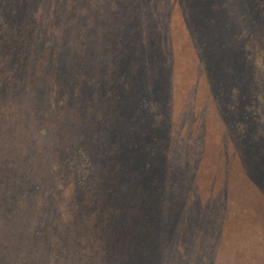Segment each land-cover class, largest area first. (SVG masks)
<instances>
[{"label": "rangeland", "instance_id": "1", "mask_svg": "<svg viewBox=\"0 0 264 264\" xmlns=\"http://www.w3.org/2000/svg\"><path fill=\"white\" fill-rule=\"evenodd\" d=\"M62 2L51 22L40 18L43 1L26 2L18 16L30 22L21 32L39 41L22 53L45 61L0 47V264H264V100L248 109L230 93L252 78L243 49L264 35V0ZM95 2L80 18L79 5ZM143 3H152V20L180 23L147 65L105 37L108 23L131 22ZM5 12L1 3L3 42ZM83 20L93 32L80 30ZM217 136L227 151L203 185L216 183L229 204L209 207L214 223L200 242L156 237L153 204L164 214L168 203L165 162L172 154L186 162L194 148L207 157ZM172 210L188 225L208 216L203 205Z\"/></svg>", "mask_w": 264, "mask_h": 264}, {"label": "trees", "instance_id": "2", "mask_svg": "<svg viewBox=\"0 0 264 264\" xmlns=\"http://www.w3.org/2000/svg\"><path fill=\"white\" fill-rule=\"evenodd\" d=\"M0 0V4L4 5V8L6 9V12L9 16L7 17V25L6 27V37L5 41H0V47L4 48H12L15 53V58L18 60L25 59L28 62H35L37 59H43L44 57L38 55L34 56L31 54H23L22 51L36 46L38 48L39 41L36 39L30 40L31 38H35L36 35L32 36L33 30L28 31V33L23 34L25 29H27L30 26V22L27 20H21V17H18L19 14H27V7H25V3L28 2V5L31 4L32 6L40 7L41 1H43L42 8L45 9V11H41L40 18L46 15V18L48 20L53 21L56 16L58 15V9H62L61 6L63 5V2L58 5L57 1L62 0ZM18 1V2H16ZM146 2V0H144ZM51 2H55L54 4H50ZM49 3V4H48ZM139 3V2H138ZM85 4V3H84ZM84 4L82 3L79 5L82 9L78 13H84L82 10H85V14L79 15L80 18L85 17L84 20H88L86 18H89L92 14L89 13L90 9L93 7H98V3L95 2V5L91 6L89 9L84 8ZM117 2H115L114 7L116 6ZM152 3H148L150 5ZM147 3H143V5L138 8H131L130 11H135L134 13L136 17L133 18L131 22H127L125 25L122 22H118L116 24H110L109 31L110 33L105 35L107 38V45H110V48L116 49L117 51L120 50L123 52V49L127 50L128 53H126L125 56L133 57L134 52L136 53V59L141 62H144V65L146 63L153 64V59L157 57L158 52L163 47H170V44L167 42V39L170 38L168 35H172L174 30L177 28H180L179 21L177 22H168L167 19L165 20H152L153 18H149V16L146 15L148 7ZM47 12V13H46ZM51 12V13H50ZM117 14V10L115 11L114 15ZM107 16H112L111 12L107 14ZM80 30H84L85 33H91V29L93 27L87 26L88 28H84V21ZM11 22H16L18 25L12 26ZM15 24V23H14ZM20 26V27H19ZM134 27V29H132ZM134 30V31H132ZM22 31V32H21ZM101 37H103L101 35ZM3 38V37H2ZM173 43V42H172ZM50 44V43H49ZM48 44V45H49ZM197 48V47H196ZM135 49V50H134ZM31 50V49H29ZM245 51V57L243 59L245 66L249 65L252 72L248 83L239 84L236 86L232 91H230L231 94L233 92L239 93L242 98H246L247 105L246 108H251L254 110H257L259 106V103L261 100H264V78H261V74L264 72V35L260 37H250L245 42L244 49ZM134 51V52H132ZM166 51V50H165ZM197 51H199L197 49ZM226 52L229 54L230 52L226 49ZM132 53V54H131ZM131 55V56H130ZM232 56H229L231 58ZM45 61V59H43ZM203 60L199 62V64H202ZM133 64V63H132ZM147 65V64H146ZM246 71V69H245ZM244 82H247L246 76L243 79ZM51 90L55 91L51 88ZM225 90V89H224ZM62 96H65V92L62 90L57 89ZM55 92L48 96L45 100L50 101L53 95H58L59 93ZM227 93V92H226ZM174 93L173 96L168 98L169 104H174V102H177V97ZM229 94V92H228ZM259 102V103H258ZM264 101H262V104ZM55 106V105H53ZM262 108V107H261ZM46 112L42 114L43 117H50L52 116L49 109L45 108ZM57 110V109H56ZM260 116L264 117V109L263 112L260 114ZM173 121V120H172ZM244 123H247L248 121L244 120ZM241 126V124L239 125ZM239 127L238 129H240ZM247 128V126H246ZM242 132V130H238ZM236 132V131H235ZM234 132L230 133L229 138L230 140L233 138ZM179 138V136H177ZM226 136L223 137V143L226 142ZM216 143L218 145V148L215 152V146H211L212 154L207 153V157L201 158V151L196 150L194 148L193 152L189 151L186 155V162H183L181 158L177 157L176 155H170V159L165 162L167 164V171L169 178H162L164 180V183H166V187H168L167 191V199L168 203L165 205L162 210H164V214L159 211L156 204H153V211L157 214H154L153 216V226L154 228L158 227L159 229H164L160 231L158 229V232H156V228L153 230V234L164 238H175L174 242L182 241V240H190V241H197L200 242L202 237L205 235L202 232H205L206 234L209 233V228L211 225V222L214 223L212 219H210V209L222 207L223 205L229 204L227 201V196L221 193L220 191L217 195L214 193V189L222 190L220 189L216 183L213 182V184H208L207 188L204 187V179H202V175L206 176L208 173V170L211 171L212 167H217L218 164V158L220 155H223L227 149L225 148L224 144L219 143V138L217 136ZM228 143V140H227ZM205 159V163L208 166H203V160ZM224 164V163H223ZM229 166V163H228ZM218 171V170H217ZM216 171V172H217ZM160 169L151 173V175L156 177L159 175ZM165 173V169H164ZM167 174V172H166ZM154 191L152 190L153 194ZM202 196L204 198H202ZM208 197L209 200L206 199ZM248 197V195L245 194L244 198ZM243 197H240V203L245 202L246 199ZM198 205H203L206 210L205 212L208 214V216L205 218L204 216H199L198 219L193 220L190 225L186 221H183L182 223V216L181 218L178 216V214L175 212V210H172L174 208H182V207H188V206H195V209H197ZM159 206V205H158ZM210 207V209H209ZM151 209V208H150ZM218 210V208H217ZM246 214L248 212H245ZM210 215V216H209ZM186 222V224H184ZM183 224L182 226L180 224ZM215 234L218 235L217 231H215ZM190 251V250H189ZM196 251L195 249H192L190 253H194Z\"/></svg>", "mask_w": 264, "mask_h": 264}]
</instances>
